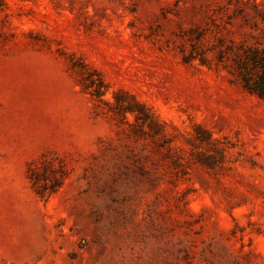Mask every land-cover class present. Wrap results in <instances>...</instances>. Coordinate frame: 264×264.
Returning a JSON list of instances; mask_svg holds the SVG:
<instances>
[{
    "label": "rangeland",
    "instance_id": "374dc122",
    "mask_svg": "<svg viewBox=\"0 0 264 264\" xmlns=\"http://www.w3.org/2000/svg\"><path fill=\"white\" fill-rule=\"evenodd\" d=\"M264 0H0V264H264Z\"/></svg>",
    "mask_w": 264,
    "mask_h": 264
},
{
    "label": "trees",
    "instance_id": "16d2710c",
    "mask_svg": "<svg viewBox=\"0 0 264 264\" xmlns=\"http://www.w3.org/2000/svg\"><path fill=\"white\" fill-rule=\"evenodd\" d=\"M240 71L241 86L264 99V48L245 55Z\"/></svg>",
    "mask_w": 264,
    "mask_h": 264
}]
</instances>
